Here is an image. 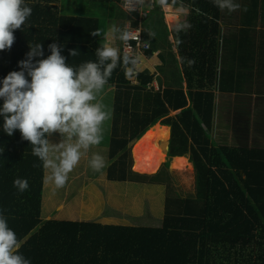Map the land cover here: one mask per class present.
<instances>
[{
    "label": "trees",
    "instance_id": "1",
    "mask_svg": "<svg viewBox=\"0 0 264 264\" xmlns=\"http://www.w3.org/2000/svg\"><path fill=\"white\" fill-rule=\"evenodd\" d=\"M151 1L153 9L141 23V37L149 44L144 56L157 59L161 67L157 75L141 68L135 77L127 78L118 63L108 79L105 86H114V91L110 164L105 178L109 181L107 187L119 182L145 187L162 183L167 173L166 185H162L166 191L162 222L156 228L54 219L42 223V161L32 154V145L21 139L19 130L11 136L4 132L0 116V215L22 241L19 254L30 264H230L231 257L235 264H264V146L259 141L254 145L245 143L244 131L236 122L225 126L219 116L214 124L213 95L184 94L164 13L155 0ZM24 2L32 12L21 29L14 31L8 73L21 70L18 62L27 58L29 45L37 43L43 46L40 58L51 55L49 45L55 43L65 62L76 70L87 62L98 63L96 52L103 43L118 48L122 58L119 32L112 41L106 40L107 22L122 30L128 22L133 29L138 26V16L123 12L121 0ZM234 3L240 5L239 9L229 12L221 11L212 0H177V4L190 9L189 34L218 35L223 25L235 28L220 36L221 49L230 57L225 60L239 58L237 47L244 51L245 60L259 61L263 71L264 0ZM259 25L262 30L255 36L253 30ZM93 31H99L100 36H93ZM71 50L78 54L71 56ZM253 77L250 72L240 79L234 75L225 91L232 93L240 86L239 93L244 92ZM154 81L156 87L150 85ZM2 103L0 100V106ZM258 118L256 126L264 123L261 116ZM158 123L169 128L170 136L162 151L164 163L152 176L132 173V144ZM254 133L262 137L264 127L254 128ZM176 157H188L193 178V191L183 195L168 182L169 164ZM16 178L28 181L29 187L23 193L13 187Z\"/></svg>",
    "mask_w": 264,
    "mask_h": 264
},
{
    "label": "clouds",
    "instance_id": "2",
    "mask_svg": "<svg viewBox=\"0 0 264 264\" xmlns=\"http://www.w3.org/2000/svg\"><path fill=\"white\" fill-rule=\"evenodd\" d=\"M146 1L136 0V3L143 5L142 11L147 12L148 17L153 9V2L150 0L152 3L146 7ZM155 2L165 10H170L177 4V0ZM212 2L221 11L227 9L232 12L240 7L234 0ZM120 8L125 12L121 2ZM177 11L183 12L185 9L181 6ZM31 12V7L24 0H0V51L11 48L15 40L14 31L21 29ZM145 19L140 22L137 19L138 26L134 29L129 22L125 30L113 25L109 34L115 37L119 32V40L127 44L134 38L129 31L140 28L141 36V23ZM189 26L177 25L176 30H184ZM91 34L100 36L99 31ZM29 46L27 58L18 62L21 70L9 72L0 81V100L3 101L0 116L4 121L3 130L8 136L19 130L21 139L32 145V154L49 170L45 182H51L56 189H60L67 183L69 173L79 163L82 155L102 142V125L108 114L101 103H92L96 100V94L104 88L118 63L123 66L126 77L132 78L136 74L135 65L138 60L127 55L121 58L118 48L103 43L96 52L98 63L87 62L76 70L65 62V57L60 54L61 48L55 43L49 45L51 55L47 58H40L44 55L40 43ZM77 54L76 50L70 51L71 56ZM139 56H144V53ZM151 86L155 87L156 84ZM53 133L65 137V142L50 144L47 137ZM104 166V159L98 154L93 155L89 161V167L94 172L101 171ZM131 172L135 173L132 168ZM13 187L23 193L29 187L28 181L16 178ZM21 244L22 241L17 239L16 233L9 228L6 218L0 215V264H30L29 260L19 254Z\"/></svg>",
    "mask_w": 264,
    "mask_h": 264
},
{
    "label": "rangeland",
    "instance_id": "3",
    "mask_svg": "<svg viewBox=\"0 0 264 264\" xmlns=\"http://www.w3.org/2000/svg\"><path fill=\"white\" fill-rule=\"evenodd\" d=\"M185 20L188 25L189 18H185ZM222 27L224 28V25ZM258 30H262L260 25L258 26ZM179 32L188 35H178L179 40L174 38L173 43H170L176 59L182 61V55H185L184 59L186 63H196L198 66L202 65L203 60L201 55L198 53L191 54V52H195L196 47L199 45L202 47L204 45H201L202 39H193L188 32ZM258 34L255 33V36ZM205 40L212 44L216 42L214 39L208 40V38H206ZM9 54L10 49L0 51V81H2L8 73ZM138 56L139 54L136 55L137 60ZM149 61V59H143L141 63V60H139V62H137L138 67L135 70L136 74L137 70L139 71L140 69L141 72V68H144L151 72V74L157 75V70L161 66L160 62L157 60L159 63L157 64L158 67L155 68L156 64L150 63ZM140 64L141 66H139ZM136 74L133 77H135ZM133 84H136L135 80ZM155 84L156 82L154 81L150 85ZM113 88L114 86L111 85L104 86V88L96 94V100L92 102L101 103L103 105V110L108 114V118L102 125V142L99 145L92 146L82 155L79 163L73 171L69 173L67 183L63 188L56 189L51 182L44 181L41 199L42 207L40 211L42 223H44L45 220L54 219L73 223H92L121 227L156 228L160 226L164 215V200L166 193L162 185H166L167 173L163 175L165 180L162 179V183L160 184H146L144 187L143 184H136L135 186L133 184L119 182L111 183L105 189V168L102 169V171L94 172L89 167V161L95 154L103 157L104 164L108 160L109 137L107 133L111 130ZM47 139L52 145L65 142V137L61 136L59 133H53L51 136H48ZM74 139L75 138H73V141ZM165 143L159 145L161 149L165 148ZM185 159L188 160V157H185ZM131 162V168H133L134 161L132 151ZM184 165H186V167L182 170L172 171L168 169L170 172L168 177L169 186L174 188V190L181 195L186 191H193V178L189 171L190 165L189 163L188 165L186 163ZM44 175L46 180V177L49 175V170L44 168ZM255 249H257L256 245ZM248 252L249 251H246V253ZM235 261L236 260L231 257L230 264H235Z\"/></svg>",
    "mask_w": 264,
    "mask_h": 264
},
{
    "label": "crops",
    "instance_id": "4",
    "mask_svg": "<svg viewBox=\"0 0 264 264\" xmlns=\"http://www.w3.org/2000/svg\"><path fill=\"white\" fill-rule=\"evenodd\" d=\"M152 2L150 0L146 1L145 6L147 7ZM182 5H175L170 10L162 9L164 13L165 23L167 25L169 31V42L173 43V39L179 40L178 35H188L180 33L176 30L177 25L187 24L185 18H189L190 9L185 8V11L180 12L177 11ZM169 14V15H167ZM171 17L174 20V28L173 30L168 26L166 19L167 17ZM186 16V17H185ZM107 25V31L105 33V37L107 41H112L113 37L109 34V29L113 26L112 22ZM235 30V28L221 27V32L218 35H190L193 39H202L201 45L195 48V52H191V54L198 53L202 58V65L198 66L196 63H186L185 55H182L183 59L177 60L178 67L182 77V88L185 95L191 93H203V94H211L215 98V106H214V119L213 123L217 124L219 116H222V123L225 126L230 127L231 123L236 122L241 129L244 131V141L248 142L252 145L256 144L258 141L261 145L264 146V134L254 133V128L258 127L259 130L264 127V123L256 126L255 122L259 120V116H261V120L264 119V70L262 71L258 67L259 61L256 59L253 60H245V53L242 49L237 48V55L239 58H234L233 62L227 61L225 59H229L230 57L225 56V52L221 49L222 39L220 36L229 32L230 30ZM188 27L184 30H180L181 32H187ZM261 31L258 28L253 30V33H260ZM206 38L214 39L215 44L208 43ZM228 54V53H226ZM229 55V54H228ZM145 59V56H138L139 60ZM240 61V62H239ZM150 63L156 64L155 68L158 67V61L150 60ZM161 67V66H160ZM226 68V72L222 73L221 70ZM263 68V67H262ZM144 69V68H143ZM146 70V69H144ZM248 72L254 75L253 79H251L249 85L245 86L244 92L239 93L240 86L238 91H234L232 93L226 92L225 89L229 88L230 82L234 75L238 76L240 79L241 75L247 76ZM151 73V72H150ZM222 73V91L220 90V75ZM109 91V90H108ZM108 93V92H106ZM105 94V91H104ZM178 112L172 114L171 116L177 115ZM258 116V117H257ZM110 131H108L107 136L109 137ZM169 135V130H168ZM169 137V136H168ZM185 158V157H177V159ZM176 159V158H174ZM169 165V169L172 171H178L182 169L173 168V162ZM185 163L188 165V160L185 159ZM109 158L105 162V170L109 166ZM103 168V169H104ZM102 171V170H101ZM93 177V176H92ZM91 177V178H92ZM109 184L108 180H105V189ZM42 207V206H41ZM47 219V217H46ZM42 220V219H41ZM50 220V219H49ZM46 221V220H45ZM48 221V220H47Z\"/></svg>",
    "mask_w": 264,
    "mask_h": 264
},
{
    "label": "bare ground",
    "instance_id": "5",
    "mask_svg": "<svg viewBox=\"0 0 264 264\" xmlns=\"http://www.w3.org/2000/svg\"><path fill=\"white\" fill-rule=\"evenodd\" d=\"M166 21L168 22V26L173 29L175 26L174 20L168 16ZM168 136V128L157 124L143 138L133 144V172L139 175L149 176L156 174L164 160L159 144L167 142ZM184 164L185 158H176L174 159L172 167L183 169L186 167Z\"/></svg>",
    "mask_w": 264,
    "mask_h": 264
},
{
    "label": "built area",
    "instance_id": "6",
    "mask_svg": "<svg viewBox=\"0 0 264 264\" xmlns=\"http://www.w3.org/2000/svg\"><path fill=\"white\" fill-rule=\"evenodd\" d=\"M121 3H122V8L125 12L136 13L138 15L139 22L140 20L145 19L147 17L148 13L142 11L143 5H138L136 3V0H122ZM138 29L140 30V28ZM139 30L129 31L134 38L130 39L127 44L123 43L122 53L124 56L127 55L130 58L136 59V55L138 54L141 55L144 53V51H147L149 49L148 44L143 43ZM136 68H137V64L135 65V70Z\"/></svg>",
    "mask_w": 264,
    "mask_h": 264
}]
</instances>
